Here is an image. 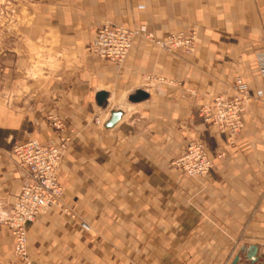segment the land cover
<instances>
[{"label":"crops","instance_id":"crops-1","mask_svg":"<svg viewBox=\"0 0 264 264\" xmlns=\"http://www.w3.org/2000/svg\"><path fill=\"white\" fill-rule=\"evenodd\" d=\"M11 1V31L2 28L11 38L0 43L1 212L26 177L14 147L70 138L60 164L68 213L51 209L29 227L34 264H264V0ZM105 25H145L158 40L195 31L197 48L169 53L137 36L121 64L105 62L92 51ZM237 77L253 100L230 138L199 111ZM139 91L148 98L132 101ZM197 139L214 168L189 177L173 162ZM13 251L0 224V264L16 261Z\"/></svg>","mask_w":264,"mask_h":264},{"label":"built area","instance_id":"built-area-1","mask_svg":"<svg viewBox=\"0 0 264 264\" xmlns=\"http://www.w3.org/2000/svg\"><path fill=\"white\" fill-rule=\"evenodd\" d=\"M137 36L144 37L169 53L179 51L191 55L197 48L195 31L178 32L158 40L145 25L132 30L105 25L97 30L92 51L102 61L121 64ZM258 66L264 78V57L258 59ZM252 100L248 84L242 77H237L230 94L218 95L210 104L202 106L199 114L208 129L215 128L220 134L235 138L244 129L243 115ZM52 123L56 130L63 131L61 121L54 118ZM96 124L104 123L97 119ZM69 144L70 138L63 135L58 144L29 140L14 147L13 154L26 172V177L20 193L5 212L0 211V224L8 228L14 238L16 261L9 264H34L29 255V227L51 209L68 212L64 206L65 189L60 182V164ZM173 165L189 177H199L213 170L214 159L206 143L197 139L189 144L186 152ZM81 227L86 231L90 229L86 223H82Z\"/></svg>","mask_w":264,"mask_h":264},{"label":"rangeland","instance_id":"rangeland-1","mask_svg":"<svg viewBox=\"0 0 264 264\" xmlns=\"http://www.w3.org/2000/svg\"><path fill=\"white\" fill-rule=\"evenodd\" d=\"M12 14H13V5L11 0H0V17H5L4 19L0 20V43L7 42L8 38H11L10 36H7L2 33V28L7 30L12 27ZM10 25V27H9ZM7 44V43H6ZM36 73H34L35 75ZM68 213V212H67ZM11 263V262H9ZM8 263V264H9Z\"/></svg>","mask_w":264,"mask_h":264},{"label":"water","instance_id":"water-1","mask_svg":"<svg viewBox=\"0 0 264 264\" xmlns=\"http://www.w3.org/2000/svg\"><path fill=\"white\" fill-rule=\"evenodd\" d=\"M147 98H148V95L146 93H144L142 91H139L136 95H134L133 97H131V100L132 101H138L140 99H147ZM121 116H122V113L120 111L114 112L112 114V117H111L110 121L108 122L107 126L108 127H113L120 120ZM253 256L254 255L252 253V254L249 255V258H252ZM239 259L240 258L237 257L234 260L233 264H238ZM252 262H254V261H252Z\"/></svg>","mask_w":264,"mask_h":264}]
</instances>
